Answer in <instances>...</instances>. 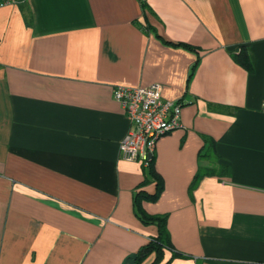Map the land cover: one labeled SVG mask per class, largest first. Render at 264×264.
Wrapping results in <instances>:
<instances>
[{"label": "crops", "instance_id": "obj_1", "mask_svg": "<svg viewBox=\"0 0 264 264\" xmlns=\"http://www.w3.org/2000/svg\"><path fill=\"white\" fill-rule=\"evenodd\" d=\"M154 83L148 167L113 89ZM263 105L264 0L0 4V264H264Z\"/></svg>", "mask_w": 264, "mask_h": 264}, {"label": "built area", "instance_id": "obj_2", "mask_svg": "<svg viewBox=\"0 0 264 264\" xmlns=\"http://www.w3.org/2000/svg\"><path fill=\"white\" fill-rule=\"evenodd\" d=\"M13 2L17 0H0L1 5ZM113 97L123 106L132 125L120 143L121 155L126 159H141L148 166L158 139L182 126L181 103L163 98L162 86L158 83L117 86Z\"/></svg>", "mask_w": 264, "mask_h": 264}, {"label": "trees", "instance_id": "obj_3", "mask_svg": "<svg viewBox=\"0 0 264 264\" xmlns=\"http://www.w3.org/2000/svg\"><path fill=\"white\" fill-rule=\"evenodd\" d=\"M242 59H243V62L246 64L247 62L245 60V57L242 58ZM151 163H152V159L150 160V163H149L148 167H151V165H152ZM154 175H155V178L157 179V187H158V189H160L161 186H162L161 177L158 174H156V173H154ZM204 175H205V173L202 170H199L197 172V174L195 175L194 181L192 183L193 186H195ZM157 195H158V192L156 194H154V197H156ZM164 234H165V232L161 229V231H160V237L152 238L149 241L148 244L144 245L140 249L139 253L137 254V259L141 260L146 255H148L151 252L157 250L158 247H159V245L161 244V241L160 240L164 239V236H163Z\"/></svg>", "mask_w": 264, "mask_h": 264}]
</instances>
